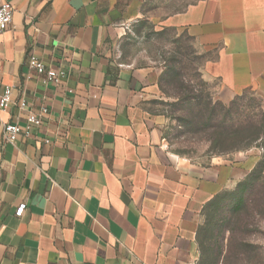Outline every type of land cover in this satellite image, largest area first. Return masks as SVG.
I'll list each match as a JSON object with an SVG mask.
<instances>
[{"label":"crops","instance_id":"1","mask_svg":"<svg viewBox=\"0 0 264 264\" xmlns=\"http://www.w3.org/2000/svg\"><path fill=\"white\" fill-rule=\"evenodd\" d=\"M7 1L0 81L13 96L0 112V264H198L207 210L252 162L170 151L144 108L155 73L125 63L121 43L143 21L185 32L231 100L264 82V0H181L166 12L151 0ZM30 56L65 76L44 84ZM30 114L42 125L8 143L5 126L25 131Z\"/></svg>","mask_w":264,"mask_h":264},{"label":"rangeland","instance_id":"2","mask_svg":"<svg viewBox=\"0 0 264 264\" xmlns=\"http://www.w3.org/2000/svg\"><path fill=\"white\" fill-rule=\"evenodd\" d=\"M179 1L151 0L150 9L166 12ZM121 44L125 63L155 73L144 108L170 151L193 160L239 155L252 162L250 177L206 214L198 264H264V82L228 100L220 83L205 76L210 57L194 39L148 21L128 26ZM167 67L180 80L168 84Z\"/></svg>","mask_w":264,"mask_h":264},{"label":"built area","instance_id":"3","mask_svg":"<svg viewBox=\"0 0 264 264\" xmlns=\"http://www.w3.org/2000/svg\"><path fill=\"white\" fill-rule=\"evenodd\" d=\"M13 15L14 9L11 3L7 0H0V35L10 28L13 22ZM28 66L30 70L35 71L38 76H40L44 84H58L65 76L64 71L48 68L41 60H39L35 56H30ZM12 96V87L4 85L0 81V112L6 111L10 108L12 104ZM20 107L22 109L26 107V102L24 100L20 102ZM27 123L28 125L25 131H23V129L18 124L6 125L4 129L6 141L11 144L16 143L18 137L23 132L29 134L31 129L40 127L42 125V119L35 114H30L27 118ZM25 208V205H21L17 210V214L21 215L24 212Z\"/></svg>","mask_w":264,"mask_h":264},{"label":"trees","instance_id":"4","mask_svg":"<svg viewBox=\"0 0 264 264\" xmlns=\"http://www.w3.org/2000/svg\"><path fill=\"white\" fill-rule=\"evenodd\" d=\"M181 74L180 73H178L177 71H175V68H172L171 69V67L170 68H168L167 67V72H165V77H166V81H167V83L168 84H172V82H175L176 80H180V78H179V76H180ZM252 174V173H251ZM251 174H248V176L243 180V181H246L249 177H250V175ZM242 182H240L239 184H241ZM225 193V192H224ZM223 196H224V194L222 195V197L219 199V200H217L208 210H207V212H206V214L209 212V211H211V210H213L215 207H216V205H217V203L218 202H220L221 200H222V198H223ZM206 214H205V216H206ZM202 229V228H201ZM200 237V236H199ZM200 246H201V244H200ZM202 247V246H201Z\"/></svg>","mask_w":264,"mask_h":264}]
</instances>
